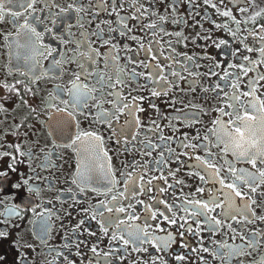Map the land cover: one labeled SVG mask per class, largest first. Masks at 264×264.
<instances>
[{"label":"flooded vegetation","instance_id":"obj_1","mask_svg":"<svg viewBox=\"0 0 264 264\" xmlns=\"http://www.w3.org/2000/svg\"><path fill=\"white\" fill-rule=\"evenodd\" d=\"M20 2L27 7L8 6L6 11L18 15L22 12L23 15H19L18 20H13L11 15L4 16V22L0 23V85H17L15 91L20 93L16 97L0 88V105L7 110L0 113V264H120L121 260L123 264H152L153 259L161 264H229V261L214 258L221 252L218 246L236 247L244 243L239 239L240 235L251 239L248 234L258 231L264 236V225L260 223L264 219V197L259 194L264 192V187L258 186L257 193L248 192L247 186L242 187V194L253 196L256 201L252 205L255 218L251 213L234 217L245 221L253 219V223L232 224L231 232L224 226L231 220L221 215L222 209L213 213L221 220L219 232H210L203 217L192 219L188 216L191 223L180 228L181 219L187 213L177 210V206L183 205L194 211L193 203L210 201V193L218 194L221 197L219 203H225L227 190L222 192L219 184L205 185L199 180L201 175L209 180V174L195 157L213 162L220 169V179L226 183L233 182L226 161L231 162L238 175L241 169L256 172L250 165L237 162L230 152L225 154L226 145L215 146L217 137L212 129L217 119L228 125L240 115H258L243 107L237 115L225 105L233 103L231 94L236 91L230 83L239 85V93H247L251 83L264 75V63L247 76L240 71L241 67L251 68L253 63L261 60L259 51L264 41L255 38L264 36V0H246L244 3L211 0L215 7H210L208 0H109L108 4L103 0H36L34 5L29 0ZM242 8L245 11L241 12ZM220 12H230L231 18L219 15ZM133 15L138 19H131ZM253 16L257 17L254 23ZM161 18L167 22L161 23ZM122 21L127 23L126 29L122 27ZM25 22L42 37H32L44 46L38 53L25 47L28 34L20 33L17 27ZM149 24H157V28L148 29ZM17 44L21 47L17 48ZM148 47L151 55L157 57L155 61H151L145 51ZM249 47L254 50L247 52ZM49 49L52 55L48 54ZM88 56L93 60H87ZM53 62L60 67L52 69ZM160 69L172 91L156 98L152 93L167 85L162 81L151 83L144 77L151 75L156 79L161 74ZM93 72L106 76L107 82L114 87H105L103 93L98 91L100 85L97 77L91 75ZM172 72L177 75L172 76ZM121 74L122 86L115 85V78ZM77 76L80 77L78 81ZM224 76H228V80L221 79ZM77 83L91 90L96 98L82 108L71 102V95L58 96L55 102L50 100L57 86L67 94ZM205 88L209 91L205 92ZM256 88V97L264 101V81H259ZM117 94L127 100L142 101L138 107L145 111L138 113L140 126L135 140H130L134 133L129 116H120L118 122L113 120L111 128L93 120L100 111L97 104L102 103L105 112L114 111L113 105L120 102ZM5 96L7 101L3 99ZM241 100L245 105L249 103L244 96ZM221 108L232 115L221 118ZM235 127L237 125L233 124L232 128ZM88 133L103 138V150L111 158L108 166L117 182L114 188L103 182L102 162L92 160L88 144L71 149L64 146ZM125 140L129 143L119 142ZM149 143L159 151L149 154ZM185 144L194 147L187 148ZM207 151L211 152V157L207 156ZM161 153L166 166L154 163L160 160ZM82 163L90 165L83 171L95 189L85 191L83 195L73 183L78 171L82 170ZM156 168L169 177L168 184L174 186L172 189L157 179L160 173ZM258 168L264 170V165L258 164ZM173 175L175 179L171 178ZM150 179L155 183L144 195H139L138 189L125 188L129 180ZM160 188L165 189L163 195L158 191ZM198 190H202L203 195ZM97 191L105 194L98 195ZM130 191H134L138 199L124 195L119 201V206L125 209L135 206L133 218L140 217L134 224L129 222V229L147 227L157 238H167L171 234L176 240L170 248L159 253L146 244L143 245L144 253L121 248L105 260L110 249L120 248L111 241L115 229H110L108 238L103 239L99 224L90 219V214L96 212V220L103 222L97 206ZM160 200L172 206L181 218L177 220L176 228L158 220L145 221L148 213L138 201L150 205ZM184 201H187L186 205ZM232 203L234 208L243 209L246 202L235 198ZM152 208L164 212L169 220L173 219V213L162 204L156 203ZM227 208L228 204H225ZM121 219H127V215H122ZM81 222V232L96 235L77 236L72 229ZM43 227H48L47 237L42 233ZM157 227L164 231H152ZM197 228L199 236L195 232L189 235L185 230ZM78 241L84 243L71 248L72 252L80 254L75 256L69 252V247ZM180 244L185 248L182 249ZM260 244L264 245V240ZM92 247H96L101 255L93 254ZM201 248L207 251H192ZM59 253L66 254V258ZM222 254L228 255L227 249ZM177 256H184L185 261H178ZM257 258L264 259V247L254 251L251 257L245 254L243 264H257ZM231 264H241V261L233 259Z\"/></svg>","mask_w":264,"mask_h":264},{"label":"snow or ice","instance_id":"obj_2","mask_svg":"<svg viewBox=\"0 0 264 264\" xmlns=\"http://www.w3.org/2000/svg\"><path fill=\"white\" fill-rule=\"evenodd\" d=\"M109 0H103L104 4H108ZM237 3H244L246 0H236ZM29 3L34 5L36 3V0H29ZM210 7H215L214 4L211 3V0H208ZM8 6H14L17 8H25L27 7L26 4L21 3L20 0H0V23H3V17L7 15H11L13 20H18L19 15H23V13H19V15L16 12H7L6 7ZM245 11V9H241V12ZM116 15H119V13H115ZM35 14H33L34 16ZM219 15L229 17L231 18L230 12H220ZM264 15V13H262ZM28 19H33V17H29ZM131 19L136 20L138 19L137 16L133 15ZM257 17H252V22L254 23ZM36 22V21H33ZM161 23H166L163 18H161ZM122 27L127 28V23H124L123 21ZM245 23H248V21H245ZM20 29V33H26L28 34V40L25 47L30 49L33 52H39V49L41 47H44L43 45H39L36 43V40H33L32 37H36V39H42L39 33L35 31V28L30 27L27 22H25L23 25H17ZM148 29H156L157 24H149L146 26ZM219 27V25L217 26ZM224 27H227L226 25ZM51 31V30H49ZM162 31V30H161ZM18 33V35L20 34ZM121 35H125V33H121ZM14 39V38H12ZM255 39H259L261 41H264V36L258 37ZM21 47L19 44H17V48ZM254 49L252 47L247 48V52H252ZM145 51L149 54V58L151 61H155L157 57L155 55H151V48L148 47L145 49ZM48 54L52 55V51L49 49ZM259 54L261 56V60L258 63H253L251 68H240V71L245 74V76L248 75L249 72L255 71L257 67H259V64L264 63V43L260 46ZM19 59V57H17ZM87 60L92 61L93 57L88 56L86 57ZM165 59H168L165 57ZM188 59H192L189 57ZM75 63V61H73ZM83 67V65H80ZM142 66V65H141ZM151 67V64H149ZM52 69H57L60 67V64L53 62ZM157 67L159 65L157 64ZM234 67V66H233ZM34 71V69H32ZM160 75L156 79H153V77L147 76L144 77L145 80L159 84L161 81L167 85L166 88L161 89L159 92H153L152 96L159 98L160 96H166L168 92L172 91V87L169 84V81L165 79L163 75V69H160ZM91 75H94L97 77V83L100 85V87L97 89L101 93H103V90L105 87L113 88L114 85L107 82V78L104 75H101L99 73L93 72ZM135 76H139V73H134ZM172 76H176L177 73L172 72ZM231 75V73H229ZM121 74L120 76H117L115 78V85H121ZM39 77H37L38 79ZM80 79L79 76H77V81ZM223 80H228V76L221 77ZM259 81H264V75L258 76L256 81H253L251 83L250 91L247 93H239V85L237 83H230V86L233 89H236L235 92L231 94V99L233 100V103H229L225 105V107L232 109L234 112L239 114L241 108H249L254 113H258V115H240L238 119L233 118L232 123L228 125H224L222 119H217L215 121V127L212 129L214 134L217 137V144L215 146L220 145H226L225 148V154L231 153L235 158L237 162H242L244 164H248L251 166L252 169H256L255 173L246 172L243 169L240 170V174H237L236 169L232 166L231 162L226 161V165L229 169H231L230 175L233 178L232 183H226L223 179H220V169L216 168L214 166V163L210 160L201 159L200 157H195L196 161L198 162L199 166H201L208 174H209V180H205V177L203 175L199 176V180L204 182L205 185L208 183H217L220 186V191L227 190L226 195L224 197L225 203H219V200L221 197L218 194L210 193V201L208 202H194L192 205V208L195 209L194 211H190L188 208L184 207L183 205L177 206V210L181 212H186L187 216L181 219L176 215V212L174 211L173 207L169 204L165 203L163 200L160 201H153L150 205H143L142 202L138 201V203L141 204V206L144 208V210L148 213V215L145 217L146 222L150 221H156L158 220L161 224H167L170 227L176 228L177 227V220L181 219L180 228H183L184 225H187L191 223V221L187 218L188 216L192 217V219H196V217H203L205 219V223L208 225L210 232H219L222 230L221 220L217 219L213 216V213L216 212L217 209L224 210L221 215L225 216L228 220H231V223H226L224 226L228 228V231H232V224H243L245 222L251 224L253 223V219H236L234 217L238 216H247L248 213H251L252 217L255 218V213L252 212V205L256 203L253 196L242 194V187L247 186V191L250 193H257L259 192V187H264V170H260L258 168V164L264 165V101L259 100L255 93L257 91L256 84ZM122 86V85H121ZM17 85H11L8 86L7 84L0 85V88H3L6 90V92L13 94L16 97L20 96L19 92H16ZM220 91H223V89H219ZM29 94H31V89L27 90ZM205 92H208L209 90L207 88L204 89ZM63 95H71V102L74 105H78L81 108L84 106V104L88 103L90 100L95 99V95L91 92V90L84 89L83 86L79 85L78 83L75 84L74 88L72 89L71 93H65L60 86H57L56 91L53 93V95L50 97V100L55 102L57 100L58 96ZM241 96H244L249 103L243 104V101L241 100ZM5 101H7L8 97H3ZM118 103L113 105L114 111L113 112H105L103 111V104H97L96 107L100 109V111L97 113L95 117H93L94 122L100 123L103 125H106L107 127L111 128L113 120L119 121L120 116H129L130 124L133 125L132 132L134 135H130V140H135L136 137L139 135V126L140 121L137 118L138 113L145 111L143 108H139L138 104L142 103V101H136L135 98L133 100H127L126 97L119 96L117 94ZM225 99H228L225 97ZM124 103L123 101H126ZM27 106V105H25ZM67 105H65L66 107ZM49 107L55 111L54 108H52V105H49ZM124 109L121 111V109ZM7 111L3 105H0V113H4ZM32 111H35V109H32ZM61 112H64V109H61ZM220 117L224 116H231L232 113L225 112L223 108L219 110ZM70 116V114H69ZM71 119H74L70 116ZM235 124L237 127L232 128V125ZM191 127V125H189ZM231 129V131H229ZM18 131V129H17ZM186 139V138H185ZM196 139H200V137H196ZM207 139V138H204ZM120 143L127 144L129 141H119ZM88 144L89 148L88 151L91 153V158L93 161L96 162H102L100 163V168L103 169V182H105L107 185L111 187H115L116 181L113 179V172L111 168L108 166L110 164V157L108 156V153L103 150V138L99 135L88 133L84 136H78L75 140H73L71 143H67L64 146L71 149L74 146H79L82 144ZM151 154V151H159L154 144L149 143L148 145ZM184 147L187 148H193L194 146L191 144H185ZM183 154V153H182ZM207 156L211 157V152L207 151ZM23 155V153H21ZM156 165H167V162L164 160L163 154L161 153L160 160H157L154 162ZM82 170L78 171L77 178L73 180L74 184H77V186L80 188V194L83 195L85 191H93V189L89 184V177L85 174V171L83 169H87L90 167L88 163H82L81 165ZM159 174L157 177L158 180L162 181L165 185H167L168 189H172L174 186L171 184H168L169 177L165 176L161 171L160 168L155 169ZM179 171V169H177ZM194 175V174H193ZM172 179H175V176L173 175L171 177ZM154 180H138V181H131L129 180L125 188L126 189H132V190H139V195H144L145 190L151 191V185L154 184ZM177 183H183V181H177ZM259 186V187H258ZM30 191H38L36 189H30ZM161 195L165 193L164 188H160L158 190ZM198 193L200 195H203L202 190H198ZM98 195H104V192L97 191ZM261 197H264V192H259ZM124 195H127L129 199H138L137 196L134 194V191L127 192L125 194H122L120 197H112L111 201L104 203L102 205H98L97 208L99 209V215L103 217V222L96 220L97 213L93 212L90 214V219L95 220L99 224V230L102 233V238L107 239L109 236V230L115 229V232L111 235V241L114 244H119L120 248H112L110 249L108 257H104L105 260L109 259L112 252H119L121 248L127 250L128 248H132L133 251L138 253H144L145 249L143 245H150L153 249H155L158 253L162 250L166 251L168 248L171 247V245L175 242L176 237L169 234L167 238H157L152 235V232L149 231L147 227L145 228H133L129 229L128 225L129 222L135 223V220H139V216H135L133 218L132 213L135 212V206H133L130 209H125L123 207L119 206V201L124 198ZM235 198H239L240 200L245 201V207L243 209L234 208L233 207V201ZM74 203H80V201H74ZM159 203L162 204L163 207L169 212L173 213V219L169 220V217L165 215L164 212H156L153 211L152 205ZM111 204V206H109ZM187 204V201H184V205ZM225 204H228V208L225 209ZM114 214V215H113ZM16 215H19V213H16ZM41 215H45L44 213H41ZM86 215H88L86 213ZM122 215H127V219H121ZM199 223V221H197ZM260 223L264 225V219L260 220ZM107 225V227H106ZM83 227V223L81 222L77 228L72 229L73 232L76 233L77 236H83L87 235L89 237L95 236L96 234L94 232H81L79 229ZM179 230V229H178ZM188 231L189 235H191L193 232L197 236L200 235L199 229H185ZM152 231L157 232H163L164 228L157 227L156 229H153ZM48 227L42 228V233L45 237H47ZM125 234L127 235V239H125ZM239 235V234H237ZM251 239H246L245 236L240 235L239 239L242 240L244 243L232 247L231 245H220L218 246L221 249V252L215 254V259H222L229 261V264H231V260H240L241 264H243V259L245 254L248 255V257H251L254 251H258L260 247H264V245L260 244L261 240H264V236L261 235V233L254 232L248 234ZM235 238V236L233 237ZM66 240H68V237H65ZM183 239V237H181ZM83 241H78L75 244H71V247L68 245H65V247H69V252L72 255L79 256V252H72L71 248H78L81 244H83ZM245 245H248L246 248ZM87 247V245H85ZM180 247L183 249L185 248L184 244H180ZM227 249L228 255H223V250ZM207 251L206 249H193V252L196 251ZM90 251L95 254L96 256H100L101 254L97 251L96 247H92ZM59 255L65 256L64 253H59ZM209 255H212V253H209ZM127 257L125 256V259ZM2 259V258H0ZM175 259L178 261H185L184 256H177ZM120 264H123V261H120ZM139 264V262H138ZM152 264H161V261L153 259ZM257 264H264V259L257 258Z\"/></svg>","mask_w":264,"mask_h":264}]
</instances>
